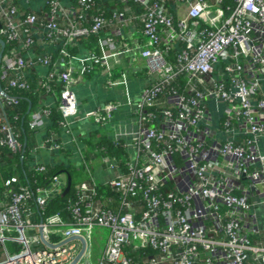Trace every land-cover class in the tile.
I'll use <instances>...</instances> for the list:
<instances>
[{"label": "built area", "instance_id": "2783aa9c", "mask_svg": "<svg viewBox=\"0 0 264 264\" xmlns=\"http://www.w3.org/2000/svg\"><path fill=\"white\" fill-rule=\"evenodd\" d=\"M35 1L42 6L34 11L29 7ZM120 1L143 9L139 53L151 82L134 114L137 157L122 160L124 170L103 185L118 194V202L114 208L100 206V186L91 182L75 188L65 218L59 212L41 216L64 181L54 175L47 187H31L25 179L5 180L0 264H83L86 238L94 227L109 231L97 264H264V229L254 222L250 201L258 197L264 203V0H214L215 6L208 0H168L185 6L181 17L168 10L166 0ZM94 6L95 0L71 5L0 0V83H5L0 150L23 159L25 142L15 126L19 117L11 120L6 109L19 104L12 91L30 88L27 69L45 66L46 87L60 85V126L68 127L69 118L77 115L71 69H51L48 52L33 58L29 52L41 35L50 43L60 40L63 59L71 43L94 36L104 55L90 53L88 61L101 65L115 43L99 37L108 24L103 12L87 16ZM62 19L67 21L63 28ZM111 19L124 22V14L113 11ZM219 107L216 119L212 111ZM48 108L30 114L31 131L44 127ZM116 109L106 103L84 118L102 125ZM46 144L49 151L62 149L51 139ZM109 161L110 168L117 166ZM30 166L46 172L36 161ZM30 203L40 210L39 222L32 220Z\"/></svg>", "mask_w": 264, "mask_h": 264}, {"label": "crops", "instance_id": "0c3cea01", "mask_svg": "<svg viewBox=\"0 0 264 264\" xmlns=\"http://www.w3.org/2000/svg\"><path fill=\"white\" fill-rule=\"evenodd\" d=\"M208 1L210 5L215 6L214 0ZM223 2L231 4V0H223ZM63 3L64 5H71L74 4V0H63ZM166 3L168 10L173 12L176 17L185 15V6L177 5L168 0H166ZM41 6V1H35L29 8L35 11ZM113 11L123 13L124 22L112 20L111 14ZM98 12H103L105 19L108 21L99 37L111 38L115 43V51L110 52L112 54H106L105 58L101 59V65H90L88 61L90 53H94L98 58L104 55V50L98 47L97 37L93 36V42H89L90 37L86 40L77 39L67 47V55L63 59L60 58L58 53L60 40L50 43L43 39L41 35L36 37L29 56L33 58L43 52H48L51 56V69L57 71H62L65 68L71 69L74 79L72 89L78 107L77 115L69 118L68 127L60 126L59 121L62 118L57 108V94L60 85L50 84L46 87L44 77L48 68L45 66L39 65L24 72L27 80L29 79V83L33 78L37 84L36 102L33 105L29 103L26 110V114H28L26 119L27 129L32 142L26 161L30 168V163L34 164L35 161L46 168L53 165L70 168L72 175L66 172L64 168L57 174L65 185L68 176L71 185L73 184V189L81 184L94 182L100 186L99 193L102 194V201L100 200L99 205L112 208L111 205L108 206L110 201H105L104 195L107 197L110 192L103 185L114 178L119 171L124 170L122 160L134 161L137 157L135 143L139 122L134 114L139 109L142 92L150 85L151 76L148 75L145 61L139 53L144 43L141 33L142 7L132 2L123 3L120 0H95V6L93 10L88 12L87 16L89 17ZM39 15L43 20V15ZM66 23V19L59 20V25L62 28L66 26ZM112 72H115V74ZM262 90L264 93V82ZM106 103H114L117 107L106 123L100 125L95 123L92 118H84L86 113ZM41 107H49L50 114L44 118V127L35 133L28 128V120L30 114ZM221 111L222 107H219L218 112L212 111L213 117L218 119ZM48 139L60 143L62 149L58 152L49 151L47 149L48 144H46ZM105 141L111 144L112 150L119 148L120 154L118 157L110 156ZM24 142L26 147V141ZM112 159L117 163L114 168L109 167L111 162L109 160ZM16 178L20 181L24 180L19 177ZM5 180L7 179L3 178L0 169V206L3 203V182ZM63 190L60 193L61 195ZM250 201L255 204L251 208L254 222L260 230H263L264 203L258 197H253ZM39 220L33 222H39ZM14 247L12 245L13 250Z\"/></svg>", "mask_w": 264, "mask_h": 264}, {"label": "trees", "instance_id": "16d2710c", "mask_svg": "<svg viewBox=\"0 0 264 264\" xmlns=\"http://www.w3.org/2000/svg\"><path fill=\"white\" fill-rule=\"evenodd\" d=\"M93 41H94L93 36H91L89 42H93ZM180 47L181 45L178 43V45L175 48V51H177ZM174 52H171V55L174 54ZM30 81H31L30 88L27 91H19V90L12 91V94L18 97L19 104L15 107L6 109V114L8 118H10L11 120H13V117L15 115L19 117L18 120L15 121L16 122L15 126L20 135V140L22 142L26 141V152L24 154L23 160L21 161L20 155L18 153L15 154L6 149L0 150V169L2 170V175L4 179H10L11 177L16 176L25 179L24 184H28L31 187H35L37 185H40L42 187L44 186L47 187L48 179L54 175L59 174L64 167L62 165L48 166L46 168V172L37 173L33 169H31L27 164L26 161L27 154L29 148H31L32 142L30 140L29 130L27 129L26 119L28 114H26V110L28 104L31 103V105H33L37 99V93H36L37 84L35 83L33 78ZM4 85L5 83L1 82V86L4 87ZM105 143L107 148L109 149L107 150V152L110 154V156L118 157L120 154L119 148L112 150L111 144L107 143L106 141ZM64 169H66V172L72 175V171L70 168H64ZM107 191L110 192V194H108L107 196L110 199V204L108 206L111 205V207L114 208L115 206L113 204H116V202H118V194L114 193L109 189H107ZM75 196H76V191L75 189H73V184H72L69 192L64 196L59 194L47 200L46 205L44 206L43 215L41 216H48L56 212H59L65 218L67 215L66 209L71 203H73ZM29 209H31V211L33 212L32 220L33 221L39 220L41 216H39L38 212L40 210H37L31 203L29 204Z\"/></svg>", "mask_w": 264, "mask_h": 264}, {"label": "rangeland", "instance_id": "374dc122", "mask_svg": "<svg viewBox=\"0 0 264 264\" xmlns=\"http://www.w3.org/2000/svg\"><path fill=\"white\" fill-rule=\"evenodd\" d=\"M115 74V72H112ZM109 231L105 228L94 227L87 237V253L82 260L83 264H97L101 253L106 245ZM253 241V240H252ZM6 247L11 249V245L6 243Z\"/></svg>", "mask_w": 264, "mask_h": 264}, {"label": "water", "instance_id": "95a60500", "mask_svg": "<svg viewBox=\"0 0 264 264\" xmlns=\"http://www.w3.org/2000/svg\"><path fill=\"white\" fill-rule=\"evenodd\" d=\"M0 47H1V51H0V61H1V56H2V50L4 48V42L0 40ZM0 91H2L1 86H0ZM25 147V144H24ZM66 174V173H65ZM70 186H71V181H70V177H67V181H66V185L65 188L63 190L62 196H64L65 194H67L70 190ZM84 248V245L82 244V249Z\"/></svg>", "mask_w": 264, "mask_h": 264}]
</instances>
